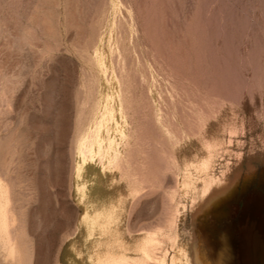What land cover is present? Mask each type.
I'll return each instance as SVG.
<instances>
[{
  "label": "rangeland",
  "instance_id": "1",
  "mask_svg": "<svg viewBox=\"0 0 264 264\" xmlns=\"http://www.w3.org/2000/svg\"><path fill=\"white\" fill-rule=\"evenodd\" d=\"M73 246L264 264V0H0V264Z\"/></svg>",
  "mask_w": 264,
  "mask_h": 264
},
{
  "label": "bare ground",
  "instance_id": "2",
  "mask_svg": "<svg viewBox=\"0 0 264 264\" xmlns=\"http://www.w3.org/2000/svg\"><path fill=\"white\" fill-rule=\"evenodd\" d=\"M83 166L81 164L77 165V169H76V177L79 179L80 177V171L82 170ZM83 216L86 214L85 211H82ZM19 231V230H18ZM11 234V233H10ZM10 236V235H9ZM12 240V239H11ZM119 244V247L121 249L124 248V244L122 243V241H116ZM96 244V243H95ZM94 245V244H93ZM91 249V248H90ZM90 254L88 256V264H108V254L110 249L109 248H104L103 250H98L97 248H93L90 250ZM142 253L144 255H146L147 257L151 258V256L149 255V253H147L146 251H142ZM69 260L71 261L72 264H86L83 256H82V252L79 251L76 247H72L69 249ZM123 261V259H120V261ZM121 262H116L115 264H120Z\"/></svg>",
  "mask_w": 264,
  "mask_h": 264
}]
</instances>
